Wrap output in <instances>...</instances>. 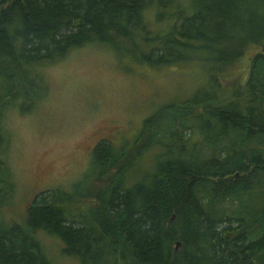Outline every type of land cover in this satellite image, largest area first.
<instances>
[{
	"label": "trees",
	"instance_id": "trees-1",
	"mask_svg": "<svg viewBox=\"0 0 264 264\" xmlns=\"http://www.w3.org/2000/svg\"><path fill=\"white\" fill-rule=\"evenodd\" d=\"M182 1L0 0V109L31 113L49 87L36 68L85 44L205 72L126 148L96 143L94 176L69 193H37L22 225L0 210V264H50L40 229L82 264H264V0ZM154 6L173 10L168 31L149 28ZM150 147L160 150L154 168L127 185ZM8 169L0 157V209L12 194Z\"/></svg>",
	"mask_w": 264,
	"mask_h": 264
},
{
	"label": "rangeland",
	"instance_id": "rangeland-1",
	"mask_svg": "<svg viewBox=\"0 0 264 264\" xmlns=\"http://www.w3.org/2000/svg\"><path fill=\"white\" fill-rule=\"evenodd\" d=\"M152 10L145 12L151 31H168V15L173 10L168 6ZM36 69L43 72L49 86L43 101L26 115L11 108L0 109V135L5 139L0 157L10 167L12 185L11 197L0 209L7 225L24 223L27 207L37 193L53 189L69 193L77 182L94 176L91 155L98 141L126 148L148 116L162 106L178 105L205 78L195 62L140 65L124 48L108 43L72 48L63 61ZM158 153L159 148L147 149L128 175L127 185L140 177V169L154 168ZM89 200L73 210L84 211L91 205ZM35 237L50 264H82L77 257L62 252L64 244L58 237L42 229Z\"/></svg>",
	"mask_w": 264,
	"mask_h": 264
},
{
	"label": "water",
	"instance_id": "water-1",
	"mask_svg": "<svg viewBox=\"0 0 264 264\" xmlns=\"http://www.w3.org/2000/svg\"><path fill=\"white\" fill-rule=\"evenodd\" d=\"M177 245H178V242L176 243V247H177Z\"/></svg>",
	"mask_w": 264,
	"mask_h": 264
},
{
	"label": "flooded vegetation",
	"instance_id": "flooded-vegetation-1",
	"mask_svg": "<svg viewBox=\"0 0 264 264\" xmlns=\"http://www.w3.org/2000/svg\"><path fill=\"white\" fill-rule=\"evenodd\" d=\"M100 141H101V140H100ZM98 142H99V141H98ZM98 142H97V143H98Z\"/></svg>",
	"mask_w": 264,
	"mask_h": 264
}]
</instances>
